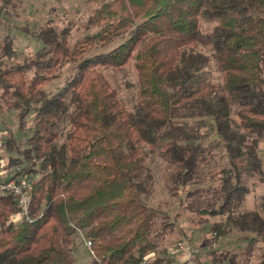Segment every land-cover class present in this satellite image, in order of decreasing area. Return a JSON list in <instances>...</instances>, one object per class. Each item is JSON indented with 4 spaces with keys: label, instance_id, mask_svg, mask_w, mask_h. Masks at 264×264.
Returning <instances> with one entry per match:
<instances>
[{
    "label": "trees",
    "instance_id": "1",
    "mask_svg": "<svg viewBox=\"0 0 264 264\" xmlns=\"http://www.w3.org/2000/svg\"><path fill=\"white\" fill-rule=\"evenodd\" d=\"M92 1L97 6L86 26L96 29L93 34L70 47L69 29L48 25L35 34L42 46L31 59L0 69V99L16 112L18 127L32 116L27 147L14 148L18 156L6 167L18 168L16 176H36L27 217L19 222L11 220L19 211L15 199L0 196V264H75L76 240L90 242L91 264H171L159 257V244L173 223L144 201L150 194L146 156H164L184 187L217 145L228 159L218 206L199 211L225 217L211 227V239L230 229L264 239L261 214L238 212L249 193L243 176H259L264 185L258 152L264 137V0ZM12 55L10 44L0 49V58ZM130 62L138 94L132 110L102 73ZM210 62L222 76L218 83L209 80ZM66 65H75V72L57 92H48ZM158 218L164 221L155 229ZM256 243L249 240L245 256ZM150 254L156 257L145 261Z\"/></svg>",
    "mask_w": 264,
    "mask_h": 264
},
{
    "label": "rangeland",
    "instance_id": "2",
    "mask_svg": "<svg viewBox=\"0 0 264 264\" xmlns=\"http://www.w3.org/2000/svg\"><path fill=\"white\" fill-rule=\"evenodd\" d=\"M96 6L92 0H10L5 3L0 9V49L10 44L13 55L0 58V69L6 70L31 59L42 46L41 42L35 39V34L48 25L57 30L68 28L67 40L70 47L86 35L93 34L96 29L87 28L86 22ZM202 28L209 30L211 25L202 24ZM116 44H111L104 49H94L88 56L107 52ZM203 52L207 53V50ZM75 70V65L62 67L58 72V78L51 81L45 89L51 93L57 92ZM208 72L211 82L221 81L222 76L213 62H210ZM102 73L111 87L116 90L119 100L127 109L132 110L138 101L137 78L133 62L128 63L121 70H102ZM28 76H31V72ZM15 113L9 111L0 99V134L3 138L0 157L6 165L9 157L18 156L14 148L17 147L22 151L27 147L25 139L32 129V116H28L27 122L20 129ZM232 119L237 121L235 112L232 114ZM184 121L193 124L191 120ZM206 129L199 127V133L205 134ZM208 139L213 141L211 136ZM205 147L208 149L207 146ZM210 150L208 162L199 164L196 178L184 187L176 183L174 179L176 167L171 165L164 156L159 152L146 156L145 168L150 175V194L144 201L147 205L160 210L168 217V221L173 223L172 229L165 234L159 244V250H164L163 255L159 257H162L165 263L171 261V264H181L183 253L177 250V246L182 243L189 249L199 250L196 256L198 264H260L264 262V239L252 233L230 229L225 235L213 240L211 227L224 223L225 217L199 214V211L203 209L218 206L216 191L219 189V179L222 176L220 171L227 167L228 159L224 148L217 145ZM144 152L147 153V149H144ZM258 152L260 159L264 162V137L259 142ZM5 168L8 173H12L11 169ZM34 178L36 176H28V181ZM259 179V176L248 174L243 176L242 184L247 187L249 193L238 212L256 210L264 219V205L261 201L264 185ZM162 221L164 220L161 218L156 220L155 229L159 228ZM251 238H256L257 243L252 252L245 256L244 251ZM75 242L76 248L72 251L75 264H91L92 257L86 243L82 240ZM154 257L156 255L150 254L148 260Z\"/></svg>",
    "mask_w": 264,
    "mask_h": 264
},
{
    "label": "built area",
    "instance_id": "3",
    "mask_svg": "<svg viewBox=\"0 0 264 264\" xmlns=\"http://www.w3.org/2000/svg\"><path fill=\"white\" fill-rule=\"evenodd\" d=\"M4 0H0V4H2ZM3 147V138L0 134V156L2 153ZM7 165L2 161L0 157V196L11 195L17 204V208L19 211L17 214L12 216L11 220L13 223H17L15 221H20L22 218H26L29 207H30V189H31V181H28V175H15L16 169H11L12 173H8V170L5 168ZM86 247L89 249L91 256L93 253L90 250V242H85ZM177 250L183 253V257L181 259V264H198L196 261V256L199 253V250L189 249L186 244L179 243L177 246ZM150 255L146 256L144 260H148Z\"/></svg>",
    "mask_w": 264,
    "mask_h": 264
}]
</instances>
